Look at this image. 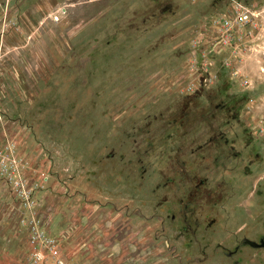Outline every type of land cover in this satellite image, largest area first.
Instances as JSON below:
<instances>
[{
	"label": "rangeland",
	"instance_id": "rangeland-1",
	"mask_svg": "<svg viewBox=\"0 0 264 264\" xmlns=\"http://www.w3.org/2000/svg\"><path fill=\"white\" fill-rule=\"evenodd\" d=\"M19 175L72 264H264V0H0V264Z\"/></svg>",
	"mask_w": 264,
	"mask_h": 264
},
{
	"label": "built area",
	"instance_id": "built-area-1",
	"mask_svg": "<svg viewBox=\"0 0 264 264\" xmlns=\"http://www.w3.org/2000/svg\"><path fill=\"white\" fill-rule=\"evenodd\" d=\"M256 13L243 5H236L233 14L226 17L223 23V36L226 42L231 41L234 27L253 25ZM59 19V17H56ZM45 176V175H44ZM47 175L44 180H47ZM15 195L21 200L23 207L30 211L29 247L25 255V264H72L62 250L58 239L52 234L53 223L51 206L48 211L41 212L36 198V187L30 185L27 178H15Z\"/></svg>",
	"mask_w": 264,
	"mask_h": 264
},
{
	"label": "crops",
	"instance_id": "crops-1",
	"mask_svg": "<svg viewBox=\"0 0 264 264\" xmlns=\"http://www.w3.org/2000/svg\"><path fill=\"white\" fill-rule=\"evenodd\" d=\"M1 189H3V188H1L0 187V193L2 192V194H3V192L4 191H2ZM3 195H5V194H3ZM53 209H55V211H56V209H58V207L57 206H53V205H50ZM12 209L14 210L15 208H13L12 207V205L10 204V203H8V202H5V201H3V202H0V227H2V233L0 234V240H2L3 242L5 241V234H8V231H9V229H4L3 228V226H5V222H9L10 220H11V215H12ZM18 212V211H17ZM19 213V212H18ZM18 213H17V215H18ZM53 222H54V220H53ZM6 230V231H5ZM2 236V237H1ZM27 244H28V242H27ZM26 247H28V245L26 246ZM25 247V248H26ZM28 250V249H27ZM27 250H26V252H25V255H26V253H27ZM5 248H4V246L2 247V248H0V256H5ZM65 254V253H64ZM24 255V256H25ZM65 256H67V258H69L70 260L72 259L70 256V254H65ZM25 258V257H24ZM24 263H25V260H24Z\"/></svg>",
	"mask_w": 264,
	"mask_h": 264
}]
</instances>
